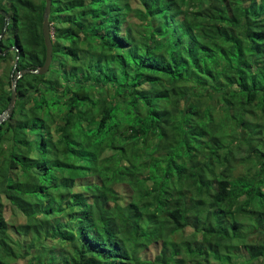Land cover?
<instances>
[{"label":"trees","instance_id":"trees-1","mask_svg":"<svg viewBox=\"0 0 264 264\" xmlns=\"http://www.w3.org/2000/svg\"><path fill=\"white\" fill-rule=\"evenodd\" d=\"M45 6L0 0V264H264V0H52L18 78Z\"/></svg>","mask_w":264,"mask_h":264},{"label":"water","instance_id":"water-1","mask_svg":"<svg viewBox=\"0 0 264 264\" xmlns=\"http://www.w3.org/2000/svg\"><path fill=\"white\" fill-rule=\"evenodd\" d=\"M51 10H52V0H46V6H45L44 14H43V36H44V42L46 46L45 63L39 69H36V70L26 69L24 71H21L19 75H22L23 73H37L40 75H44L49 71V68L53 60V50H54L53 48L54 46L53 45V29L49 21ZM0 13L3 16L8 17L5 11H0ZM17 82H18V79H15L14 84H13L12 97H11V101L9 103L8 108L0 115V125L6 120H8L14 112V107H15V103L17 99Z\"/></svg>","mask_w":264,"mask_h":264},{"label":"rangeland","instance_id":"rangeland-1","mask_svg":"<svg viewBox=\"0 0 264 264\" xmlns=\"http://www.w3.org/2000/svg\"><path fill=\"white\" fill-rule=\"evenodd\" d=\"M131 19V18H130ZM135 31V27H133V32ZM132 32V33H133ZM134 34H136V33H134ZM10 63L11 64H14V61L13 60H11L10 61ZM8 63H5V64H3L1 67H0V76H2L3 75V73L7 70L5 67H6V65H7ZM232 133H234L235 135H237V133H238V131L237 130H232L231 131ZM234 169V174L235 175H239V174H242L243 172H244V169L243 168H241L240 166H237V167H235V168H233ZM7 217L8 218H11V213L10 212H8V214H7ZM25 222V218L24 217H22V216H20V218H19V224H23ZM161 246L160 245H158V243H154V244H152L151 246H150V248H149V251H148V253L145 255V257H146V259H148V261L149 262H151V263H155V260L159 257V255H160V253H161ZM243 252H245V251H243ZM18 264H26V262H24V261H20Z\"/></svg>","mask_w":264,"mask_h":264},{"label":"clouds","instance_id":"clouds-1","mask_svg":"<svg viewBox=\"0 0 264 264\" xmlns=\"http://www.w3.org/2000/svg\"><path fill=\"white\" fill-rule=\"evenodd\" d=\"M53 38H54V34H53ZM50 69V68H49ZM19 73L20 72H18L17 74H16V76L18 77V78H20L22 75H19ZM24 74V73H23ZM13 84H14V82H13ZM13 90V89H12Z\"/></svg>","mask_w":264,"mask_h":264}]
</instances>
